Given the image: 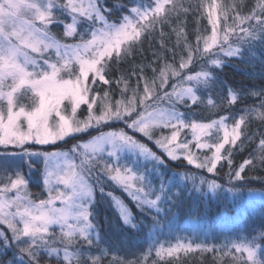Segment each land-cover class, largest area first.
Segmentation results:
<instances>
[{
    "label": "snow or ice",
    "instance_id": "obj_1",
    "mask_svg": "<svg viewBox=\"0 0 264 264\" xmlns=\"http://www.w3.org/2000/svg\"><path fill=\"white\" fill-rule=\"evenodd\" d=\"M246 7V0H197L187 6L184 0H139L113 20V8L100 0H0V146L20 149L14 155L27 157L30 168L42 162L46 191V198H34L21 171H5L0 177V226H6L0 228V248L12 255L7 264H105L112 246L96 220L98 194L108 198L122 228L155 232L163 227L162 205L178 207L183 202L185 189L178 180L190 181L194 191L205 195H235L247 183L246 169H264V134L257 137L248 131L253 122L264 127V86H229L223 98L213 99L222 84L218 72L230 59H239L249 79L264 80V0ZM193 11L198 19L206 16L210 33L198 31L191 44L183 25ZM65 13L70 22L59 20ZM57 23H62L60 35L53 32ZM165 24L176 37L172 49L164 44ZM157 31L161 49L172 51L174 61L177 48L186 52L178 67L154 52L147 65H135L126 75L109 79L112 65L133 57L143 40ZM201 60L198 71H188ZM145 68H151V77ZM98 83L109 88L97 89ZM112 85L119 88V99L112 96ZM249 96L258 97L259 105L245 106L238 116L206 122L195 118V109H231ZM81 106L87 112L83 119L78 116ZM117 123L124 127H113ZM93 129L96 135L67 151L32 150L33 145H58ZM185 130L190 138H182ZM245 142L254 144L253 151L234 167L233 150H243ZM205 149L211 154H204ZM121 152L142 159L144 170L122 167ZM105 153L116 163L105 160ZM176 161L221 177L227 188L217 179L187 172L175 173L171 180L150 179L148 164L164 177L163 170ZM105 179L126 192L146 219H138L121 199L106 192ZM157 243L155 264H171L192 252L213 253L219 264L225 257L232 264H264V225L259 232L222 245L219 253L215 244Z\"/></svg>",
    "mask_w": 264,
    "mask_h": 264
},
{
    "label": "trees",
    "instance_id": "obj_2",
    "mask_svg": "<svg viewBox=\"0 0 264 264\" xmlns=\"http://www.w3.org/2000/svg\"><path fill=\"white\" fill-rule=\"evenodd\" d=\"M100 2L107 7L113 8L111 18L115 20L120 15L127 14L126 8L131 6L134 2H139V0H100ZM144 2L147 3L148 0H144ZM196 2L197 0H184L185 6L189 3L195 5ZM222 2H227V0H222ZM254 3L255 0H246L247 7L245 11L251 8ZM115 5H120V7L117 8ZM186 19L187 23L183 25V27L188 34V43H195L198 31L201 35L210 33V26L208 25L206 16L198 19V13L193 11L187 15ZM59 20L61 22H70V16L67 13L59 15ZM221 23L223 24V21ZM172 24L175 26L176 22L173 21ZM62 30V23H57L53 28V32L57 35H60ZM163 31L165 34L163 38L164 44L168 49H172L176 37L168 24L163 25ZM160 40L161 37L158 31L145 38L142 45H140L133 54V57H129L125 62L119 64L114 63L112 65L109 79H118L122 74L126 75L129 69L135 65H147L154 60V52H159L166 58L168 63H172L178 67L181 55L183 54L186 57V52H182L180 48H177L174 61L172 51H163L161 49ZM68 42L71 41L69 40ZM201 64H203L202 60L198 63H194L190 66L188 71H198ZM152 66L156 67L157 65L153 64ZM244 73L245 66L240 64L238 58L228 60L223 71L218 72L219 80L222 84L216 89L217 95L213 96V99H217V97L223 98L229 86L234 89L252 88L253 86L258 89L264 86V80L249 79ZM145 75L148 77L152 76L151 68H145ZM135 81L136 78L132 77L130 86H134ZM95 88L104 90L108 89L109 86L98 83L95 85ZM111 94L115 99L120 98L119 88L116 85L111 86ZM250 105L258 106L259 98L249 96L243 104H238L231 109H228L226 106L207 110L203 107L195 109V118L206 122L209 119H215L221 115L230 114L232 116H238L242 108ZM229 123H231V121H229ZM248 131L250 133H255V135L259 137L261 134H264V127H261L258 122H253L250 124ZM89 133L90 134H81L72 137L65 142L58 143V145L43 146L42 149L60 151L76 143L86 141L93 134L91 132ZM165 134H167V130H165ZM185 134L190 138L188 130L182 133V138ZM253 148L254 144L245 142L243 150H240V148L234 149L231 157L234 162L233 166L238 167L245 159H248ZM201 151L207 155L211 154L207 149ZM107 161L114 163L112 160ZM119 164L122 167L127 165L134 170L142 172L145 162L142 159L137 160V158L126 156L122 161H119ZM163 171L165 174L164 177L159 175V169H157L154 174L152 165L148 164L149 177L153 181L161 179L171 180L175 173H180L182 176L187 172L192 175H202L208 179H217L219 182L225 184V188L228 186L226 181L221 179V177L214 176L204 170H197L193 166L187 165L186 161L170 162ZM224 171H227L226 167ZM246 172L248 175L247 183H245L243 189L235 195L226 191L220 192L215 196L211 193L205 195L201 192L194 191L190 181L185 182L183 180H178L180 187L185 189L182 198L183 202L178 207H171L167 204L162 205L165 211L161 212L159 215L163 227L158 228L155 232L145 231L136 233L134 230L122 228L116 212L109 204L108 198L100 197L98 194L97 198L99 203L96 206V217L103 229L105 238L109 240L112 246V251L103 258L105 264H116L117 261L129 260H137L140 264H155V262L159 260V258L155 256V248L159 246L157 241L164 244L166 247L168 244H175L177 240L207 243L209 245L215 244L217 253H219L220 247L229 241H235L250 233L259 232L261 225H264V199L261 198V195L264 194V169L257 168L254 171H248V169H246ZM32 183L33 188L35 182ZM185 185L187 186L185 187ZM104 188L106 192H112L114 196L123 197L131 212L138 219H146L145 213L137 207L136 202L119 186L105 179ZM198 209L199 211H197ZM149 249H152L151 254H149ZM145 257H147L146 261L144 259ZM11 260V253L5 255L4 249L0 248V262H2V264H7V262ZM42 264H44V262H42ZM160 264H168V262H160ZM171 264H219V261L214 258L213 253L192 252L186 256L182 254L178 261L172 259ZM223 264H232L231 258L225 257L223 259Z\"/></svg>",
    "mask_w": 264,
    "mask_h": 264
},
{
    "label": "rangeland",
    "instance_id": "obj_3",
    "mask_svg": "<svg viewBox=\"0 0 264 264\" xmlns=\"http://www.w3.org/2000/svg\"><path fill=\"white\" fill-rule=\"evenodd\" d=\"M86 115H87L86 106H81V109L78 111L79 118L83 119ZM113 127L123 128L124 125L122 123H117V124L113 125ZM105 130H107V129H105ZM128 131L131 133V130H128ZM90 132L93 133L91 136L97 134L95 129L91 130ZM83 134H90V133L88 132V133H83ZM79 135H81V134H77V135L68 137V138H66L65 141H67L68 139H70L72 137H76ZM136 135H137V138H140L139 134H136ZM90 137L88 139H90ZM65 141H62V142H65ZM62 142H59V143H62ZM145 142L148 143L149 147H152L154 151H158V149H156L155 146L151 142H148L146 140H145ZM43 146H51V145H33L32 150H34V151H48L46 149H42ZM72 146L73 145H71L70 147H66L65 149H62L60 151H67ZM20 152H21V150L18 148H12L11 146H9L8 148H5L4 146H0V177H2L4 175L5 171H7L9 175L11 174L12 170L21 171L25 175V177L29 180V190L31 193H33L34 198H37V197L46 198V191L42 187L43 163L37 162L35 167L30 168L28 166V158L27 157H22L19 154L14 155V153H20ZM119 155L121 157L120 161H122L126 156H131L133 158H136L135 155H133L132 153H127V152H121ZM104 159L112 160L114 163H116L115 158L108 157L107 153L104 154ZM32 182H35V185L33 188H32V184H33ZM115 197L121 199L127 205V203L123 199V197H121V196H115ZM96 220L98 222L97 217H96ZM0 228H6V226H0Z\"/></svg>",
    "mask_w": 264,
    "mask_h": 264
}]
</instances>
